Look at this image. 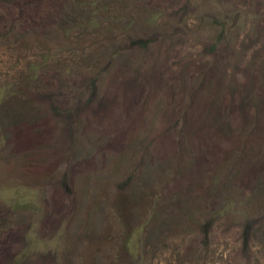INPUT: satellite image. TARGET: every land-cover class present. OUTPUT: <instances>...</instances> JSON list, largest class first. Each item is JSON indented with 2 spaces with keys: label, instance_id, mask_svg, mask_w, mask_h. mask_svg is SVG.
Wrapping results in <instances>:
<instances>
[{
  "label": "rangeland",
  "instance_id": "1",
  "mask_svg": "<svg viewBox=\"0 0 264 264\" xmlns=\"http://www.w3.org/2000/svg\"><path fill=\"white\" fill-rule=\"evenodd\" d=\"M0 264H264V0H0Z\"/></svg>",
  "mask_w": 264,
  "mask_h": 264
}]
</instances>
